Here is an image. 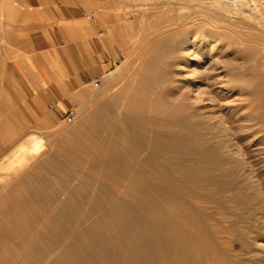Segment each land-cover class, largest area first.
<instances>
[{"label":"rangeland","instance_id":"374dc122","mask_svg":"<svg viewBox=\"0 0 264 264\" xmlns=\"http://www.w3.org/2000/svg\"><path fill=\"white\" fill-rule=\"evenodd\" d=\"M93 1L97 4L92 20L108 38L116 60L98 86L84 84L79 95H65L62 105L78 111L75 121L64 120L54 106L28 88L16 62L23 57L29 35L8 25L0 9V162L28 133L37 131L43 140L42 151L24 160L25 165L17 163L16 173L0 169V236L5 240L0 243V264H66L79 254L101 248L103 241L114 246L122 240L130 220L140 221L144 213H150L147 199L141 211L124 209L135 200L134 184L116 181L108 168L95 162V153L85 152L80 144L82 125L90 123L89 115L100 106L108 105L110 114L128 119L125 124L135 140L147 148L127 149L126 156L134 158L136 166H150L153 152L159 160L179 161L197 145L190 141L188 130L186 140L180 135L163 142L153 139L155 115L171 119L181 115L171 110V101L179 100L182 90L202 114L217 111L218 115H222L218 103L228 112L245 94L264 92V0ZM125 196L132 200L126 202ZM231 203L227 201L228 208L237 211V204ZM21 208L31 211H19ZM82 211L88 212L87 218ZM82 219L95 225L87 227ZM51 220L56 224H46ZM150 221L148 215L138 224L151 229ZM37 238L41 243L35 245ZM242 242L236 240L235 250L264 258L263 238L246 248ZM116 260L115 255L109 264Z\"/></svg>","mask_w":264,"mask_h":264},{"label":"bare ground","instance_id":"6f19581e","mask_svg":"<svg viewBox=\"0 0 264 264\" xmlns=\"http://www.w3.org/2000/svg\"><path fill=\"white\" fill-rule=\"evenodd\" d=\"M181 94L179 100L171 101V110H178L181 114L178 118H161L155 115L152 119L155 143L176 135L186 140L187 130L188 135L192 134L190 141H195L197 145L191 148L189 155H183L179 161L165 160L167 157L164 161L159 160L153 152L149 156L150 166H136L134 158L126 156V150L147 147L135 140L133 132L125 124L128 119L125 116L116 118V115L110 114L107 110L108 105H102L92 112L89 115L90 123L82 125L84 138H80V144L84 145L85 152L95 153V162L108 168L116 181H129V185L132 183V186L134 184L132 193L135 200L123 208L141 211L142 202L147 199L148 203L146 201L145 203L148 207L147 212L150 213H144L140 221L130 220L126 228L121 227L125 234L124 231L120 233L124 234L123 238L114 246L103 241L101 243L104 245L101 248L91 249L88 254L76 252L79 258L76 256L78 259H72L66 264H109L111 263L109 260L115 258V255L118 261L117 263L114 261L116 264H264V258L257 256L258 254L253 258L249 254L247 256L248 251L243 252L244 249L242 252L235 250L237 239L249 246L259 238L264 239V147L260 146L264 143V92L260 95L245 94L239 105L235 108L232 106L233 109L229 106L228 112L225 111V105L223 107L222 103H218V110L222 115H218L217 111L202 114L199 106L188 101L187 92L182 90ZM36 132H30L20 139L4 157L5 159L1 160L2 171L11 169L13 172V168H17L14 167L17 163L19 165L24 162L21 165H25L24 160H30L29 158L42 151L43 140ZM113 188L112 186V190ZM123 199L126 202L132 200H128L126 196ZM227 201H232L231 204L236 203L237 211L228 208ZM19 211L29 212L31 209ZM47 212H43L44 215L41 216H45ZM7 213L10 214L9 211ZM83 214V218L88 217V212L86 215ZM148 215L152 224L151 229H145L142 224H138L146 220ZM52 220L46 224H54ZM82 223L87 227L95 225L87 224L85 220ZM114 229L116 230L115 226ZM103 231L105 233V230ZM256 231L258 235L254 234ZM43 234L45 235L44 232ZM106 234L107 237L108 233ZM42 235L40 234V238ZM40 238H37L34 244L41 243ZM107 239L110 240L109 237ZM3 241L5 242L0 236V243Z\"/></svg>","mask_w":264,"mask_h":264},{"label":"crops","instance_id":"0c3cea01","mask_svg":"<svg viewBox=\"0 0 264 264\" xmlns=\"http://www.w3.org/2000/svg\"><path fill=\"white\" fill-rule=\"evenodd\" d=\"M93 0H0L5 22L29 35L16 62L28 88L56 111L84 84L103 78L116 56L92 20Z\"/></svg>","mask_w":264,"mask_h":264},{"label":"built area","instance_id":"2783aa9c","mask_svg":"<svg viewBox=\"0 0 264 264\" xmlns=\"http://www.w3.org/2000/svg\"><path fill=\"white\" fill-rule=\"evenodd\" d=\"M101 83V78H97L94 81V84L98 86ZM61 114L64 117V120L75 121L78 118V111L75 108H67L61 111Z\"/></svg>","mask_w":264,"mask_h":264}]
</instances>
